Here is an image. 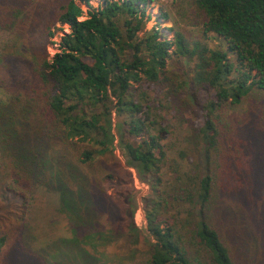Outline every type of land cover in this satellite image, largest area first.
Instances as JSON below:
<instances>
[{
    "label": "trees",
    "instance_id": "1",
    "mask_svg": "<svg viewBox=\"0 0 264 264\" xmlns=\"http://www.w3.org/2000/svg\"><path fill=\"white\" fill-rule=\"evenodd\" d=\"M91 1L0 0V263L20 234L24 264H111L98 251L119 241L145 264H248L218 215L253 220L260 193L264 209V0L162 5L171 39L148 28L159 0ZM39 189L56 202L39 209ZM47 211L72 236L34 249Z\"/></svg>",
    "mask_w": 264,
    "mask_h": 264
},
{
    "label": "rangeland",
    "instance_id": "2",
    "mask_svg": "<svg viewBox=\"0 0 264 264\" xmlns=\"http://www.w3.org/2000/svg\"><path fill=\"white\" fill-rule=\"evenodd\" d=\"M175 0H159V2H153L150 7L147 8V13H149L152 17L149 22V29L156 28L158 25V19L161 14V6L164 7L170 6ZM101 0H92L90 5H83L84 11L87 12L91 8H97L98 6L102 5ZM160 25L157 28L162 29L164 33L167 35L168 39L173 38V33L169 31V28L172 27L171 21H164L161 20ZM62 28L64 31H62ZM69 32V28L67 26L62 27L58 26V30L55 31V36L51 39V43L48 45V52L50 57H53L57 52H59L60 42L64 34ZM10 39L9 35L0 31V44L5 43ZM116 118V116H114ZM115 133L117 134V130L115 129ZM115 156L119 159L121 164L127 168V160L121 150L118 140L115 141ZM196 159L199 161L198 155ZM201 162V161H200ZM199 166V164H198ZM135 175V192L133 193L132 204L135 210V221L138 227L143 231L144 236H148L147 234V221H146V197L150 196L151 189L149 185L144 183L138 176L137 172L132 169ZM112 193V190H109ZM39 193V194H38ZM38 193L36 192L35 201H42L44 204H52L56 202L57 196L53 195L52 193H46L45 191L39 189ZM258 194L255 197V205L252 210V218L251 220L249 217L245 215H241L243 213L240 212L239 209L231 206V203L228 202L230 207H227L226 214H219L218 217L220 218V227L222 233L226 236H232L236 240L234 246H238L245 250L249 249V252L253 253L251 258L248 260V264H264V247L262 242L264 241V209L261 208L262 205V197ZM5 197V196H3ZM10 201L6 199L3 202V208H5V203L7 204ZM13 201L18 204V201L14 199ZM5 202V203H4ZM50 202V203H49ZM39 204V202H38ZM42 206L38 205V208L41 209ZM47 207V206H46ZM45 207V208H46ZM44 208V209H45ZM10 211H16V206H10L8 208ZM39 213V211H38ZM37 213V214H38ZM51 218V222L44 227L43 231L38 230L37 235L39 237V241L37 246L32 245V248L36 249L39 246L43 245L47 242H53L57 238H71V232L67 220L63 216H59L56 219V216H52L50 212H46ZM0 214H3L0 212ZM262 215V219L261 216ZM254 221V225H253ZM105 222V221H104ZM17 240H11L10 243L13 246L8 256L6 255L5 260L0 264H24L20 262V249H25L28 240L21 239V235L17 234ZM21 239V240H20ZM145 242H143L140 246L141 248L145 247ZM243 251V250H242ZM143 250L140 252L138 256L132 257L131 252L129 250V245H127L126 241H119L118 243H111L110 245L104 246L99 249L98 254H102V260L100 263L104 261H109L111 264H145L144 263V255L141 254ZM250 255V254H249Z\"/></svg>",
    "mask_w": 264,
    "mask_h": 264
}]
</instances>
